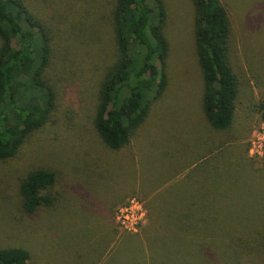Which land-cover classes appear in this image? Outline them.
Masks as SVG:
<instances>
[{"label":"rangeland","instance_id":"1","mask_svg":"<svg viewBox=\"0 0 264 264\" xmlns=\"http://www.w3.org/2000/svg\"><path fill=\"white\" fill-rule=\"evenodd\" d=\"M219 2L238 81L230 129H212L202 113L191 2L162 0L165 88L128 144L114 151L91 123L98 84L115 59L114 0H24L52 39L44 75L55 101L48 121L0 162V248L26 250L30 264H131L136 252L144 264H264V0ZM257 143L260 156L251 158ZM32 169L55 174L56 201L27 215L17 189ZM164 184L193 192L168 208L149 202L151 215L163 210L171 224L154 225L151 216L141 234L149 219L140 195ZM129 198L145 214L134 233L113 220ZM107 237L121 242L106 251Z\"/></svg>","mask_w":264,"mask_h":264},{"label":"trees","instance_id":"2","mask_svg":"<svg viewBox=\"0 0 264 264\" xmlns=\"http://www.w3.org/2000/svg\"><path fill=\"white\" fill-rule=\"evenodd\" d=\"M195 55L202 78V113L217 131L230 129L238 81L228 59L229 22L219 0H189ZM115 59L98 84L93 129L109 150L126 146L165 84L167 42L162 0H114L110 12ZM47 27L24 0H0V162L14 157L49 119L55 94L44 73L51 53ZM55 174L32 169L18 184L19 209L51 208ZM22 248H0V264H30Z\"/></svg>","mask_w":264,"mask_h":264},{"label":"crops","instance_id":"3","mask_svg":"<svg viewBox=\"0 0 264 264\" xmlns=\"http://www.w3.org/2000/svg\"><path fill=\"white\" fill-rule=\"evenodd\" d=\"M227 131V130H226ZM231 142H224L225 145L233 144V141L230 139ZM242 140H240L241 142ZM238 141H235L234 144H237ZM216 146V144L214 145ZM216 152V151H215ZM193 186H182L180 184L177 185H162L159 189L152 190L147 196L144 194L140 195L143 198V201L145 203L146 208V214H147V220L146 224L141 229V234L143 231H145L148 228V225L151 224V216L153 217V223L154 225H170L171 222L168 221V214H165L163 210L158 211V209L155 208V213L151 215V209L150 205L148 203H152L151 206H162L163 208H168L169 205H180L182 204L181 201V195L187 193L190 194L193 191ZM189 201V199H188ZM193 201V200H191ZM179 207V206H178ZM191 207V206H190ZM176 218V216L174 217ZM177 225V223L175 224ZM132 237H139L138 235H133ZM101 238V237H100ZM108 242L107 245H105V250L107 251L113 242L120 243L121 237H107ZM105 252V251H104ZM136 259L133 260V263L131 264H144L143 261H141V257L138 255V253H135ZM95 264H102L100 262H96Z\"/></svg>","mask_w":264,"mask_h":264},{"label":"built area","instance_id":"4","mask_svg":"<svg viewBox=\"0 0 264 264\" xmlns=\"http://www.w3.org/2000/svg\"><path fill=\"white\" fill-rule=\"evenodd\" d=\"M264 133V130L262 131ZM252 147V143H251ZM256 148L255 154L251 153V158H257L260 156V144H253ZM145 217L142 204L134 199H127L121 206L117 207L113 215L115 225L121 230L128 233L136 232L137 228L141 225Z\"/></svg>","mask_w":264,"mask_h":264}]
</instances>
